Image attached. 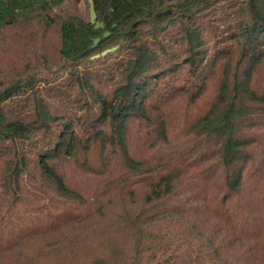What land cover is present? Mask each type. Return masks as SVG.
Segmentation results:
<instances>
[{
	"label": "trees",
	"instance_id": "1",
	"mask_svg": "<svg viewBox=\"0 0 264 264\" xmlns=\"http://www.w3.org/2000/svg\"><path fill=\"white\" fill-rule=\"evenodd\" d=\"M92 1L0 0V264H264V0Z\"/></svg>",
	"mask_w": 264,
	"mask_h": 264
},
{
	"label": "rangeland",
	"instance_id": "2",
	"mask_svg": "<svg viewBox=\"0 0 264 264\" xmlns=\"http://www.w3.org/2000/svg\"><path fill=\"white\" fill-rule=\"evenodd\" d=\"M77 5L79 6V10L83 13L84 16L89 17V15L87 14V8H86V4H85V0H77ZM52 37H53V47L55 46V40L57 38V33H56V28H53V32H52ZM212 87H214V82L213 85H211ZM181 101H184L183 99ZM206 103H203L199 106L193 107L190 109V111H199L202 112L205 109ZM49 241H53V238L50 239ZM43 246H45V244H42ZM52 255H53V248H52ZM50 252V250H48V248L44 249V252H42V255H49L48 253Z\"/></svg>",
	"mask_w": 264,
	"mask_h": 264
},
{
	"label": "water",
	"instance_id": "3",
	"mask_svg": "<svg viewBox=\"0 0 264 264\" xmlns=\"http://www.w3.org/2000/svg\"><path fill=\"white\" fill-rule=\"evenodd\" d=\"M90 2H91V19H90V21L92 23H95L97 21V13H96L95 7L93 5V1L90 0ZM109 34H110V31H106L104 33V36H107ZM99 41H100V37H97V38H95V41L94 42H95V44H97ZM112 49H114V48H112ZM112 49H109V50H112ZM109 50L105 51L104 53L108 52Z\"/></svg>",
	"mask_w": 264,
	"mask_h": 264
}]
</instances>
